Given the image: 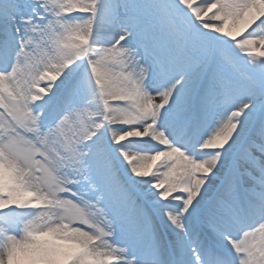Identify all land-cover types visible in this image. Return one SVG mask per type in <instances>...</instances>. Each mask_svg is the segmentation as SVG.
Listing matches in <instances>:
<instances>
[{
    "label": "snow or ice",
    "instance_id": "6c2138e0",
    "mask_svg": "<svg viewBox=\"0 0 264 264\" xmlns=\"http://www.w3.org/2000/svg\"><path fill=\"white\" fill-rule=\"evenodd\" d=\"M0 264H264V0H0Z\"/></svg>",
    "mask_w": 264,
    "mask_h": 264
},
{
    "label": "rangeland",
    "instance_id": "374dc122",
    "mask_svg": "<svg viewBox=\"0 0 264 264\" xmlns=\"http://www.w3.org/2000/svg\"><path fill=\"white\" fill-rule=\"evenodd\" d=\"M202 2V0H197V3H201Z\"/></svg>",
    "mask_w": 264,
    "mask_h": 264
}]
</instances>
